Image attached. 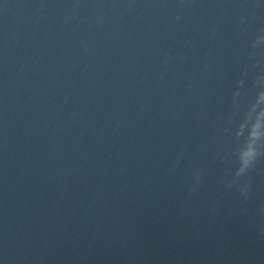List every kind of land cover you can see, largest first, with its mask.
Masks as SVG:
<instances>
[{
    "label": "clouds",
    "instance_id": "clouds-1",
    "mask_svg": "<svg viewBox=\"0 0 264 264\" xmlns=\"http://www.w3.org/2000/svg\"><path fill=\"white\" fill-rule=\"evenodd\" d=\"M191 191H194L195 189L194 188H192V189H190ZM250 190L251 189H249L247 192H242V193H240L241 194V196H244V197H247L248 196V194H249V192H250Z\"/></svg>",
    "mask_w": 264,
    "mask_h": 264
}]
</instances>
